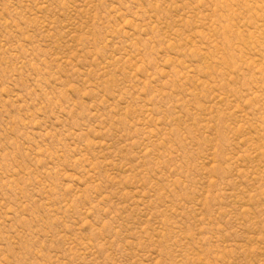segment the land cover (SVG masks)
Returning a JSON list of instances; mask_svg holds the SVG:
<instances>
[{"label": "rangeland", "instance_id": "1", "mask_svg": "<svg viewBox=\"0 0 264 264\" xmlns=\"http://www.w3.org/2000/svg\"><path fill=\"white\" fill-rule=\"evenodd\" d=\"M0 264H264V0H0Z\"/></svg>", "mask_w": 264, "mask_h": 264}]
</instances>
